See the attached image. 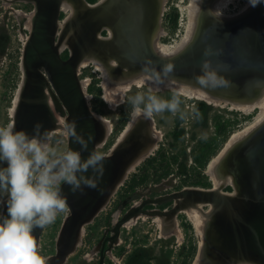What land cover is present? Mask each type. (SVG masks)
<instances>
[{"label": "water", "instance_id": "95a60500", "mask_svg": "<svg viewBox=\"0 0 264 264\" xmlns=\"http://www.w3.org/2000/svg\"><path fill=\"white\" fill-rule=\"evenodd\" d=\"M27 1L34 3L36 9L22 57L25 79L13 118L15 130H24L32 136L37 134L39 126V133L50 138L60 127L58 113L67 127L74 126L85 138L89 134L93 137L88 151H82L83 158L107 137L106 121L91 108L87 90L79 78V66L88 55L107 65L114 61L112 65H116L117 71L129 76L143 74L142 67L147 60H151L157 70L165 63H172L174 72L170 80L202 88L214 97L231 102L254 101L258 91L252 87L264 84V0L232 19L214 15L213 0H201L192 39L179 53L168 57L158 54L154 47L164 0H107L104 4L74 0L86 9V15L77 18V13L70 19L61 17L66 0ZM63 20L66 22L61 28ZM104 28L110 30L109 38L101 36ZM208 49L211 55L206 56ZM65 50L69 52L67 58L62 56ZM205 60L228 82L226 86L210 89L195 82L194 77L201 72ZM47 89L52 94L56 112L48 101ZM131 129L126 130L122 142L106 154L108 158L98 188H83L73 193L66 183L61 185L70 214L64 220L57 251L48 264H62L76 251L84 225L96 218L125 181L139 150V139L132 137ZM66 150H80V145L74 143L70 135ZM221 161V175L233 177L235 187L231 193L236 192L235 195L223 190L225 184L219 189L184 188L147 199L129 208L115 221L109 247L119 243L122 227L140 215L171 218L190 205L204 203L217 211L204 231L203 248L214 257L234 255L264 264V123L235 143ZM170 201L176 203L170 211L143 210L146 204ZM41 229H35L36 236ZM104 257L102 253L101 264Z\"/></svg>", "mask_w": 264, "mask_h": 264}, {"label": "rangeland", "instance_id": "374dc122", "mask_svg": "<svg viewBox=\"0 0 264 264\" xmlns=\"http://www.w3.org/2000/svg\"><path fill=\"white\" fill-rule=\"evenodd\" d=\"M247 1L248 0H234L225 10L226 14L238 13L240 9L242 10ZM188 3L189 0H166L164 5L165 11L163 12L164 14L161 19V34L159 36V42L172 46L178 43L181 38L186 35L188 23L186 7ZM7 11V17L4 15L0 18L2 20L1 25L7 30V36L9 38L8 46L13 53L14 61L22 62L24 47L32 28L34 5L32 3L27 4L25 2H19L17 0H7ZM72 12V9L70 12L65 11V13H63V18L68 16V19L74 16ZM224 17L235 18V15ZM5 18L6 20L4 21ZM64 21L65 20L60 23L65 24ZM84 61L85 60H82L81 63L83 64ZM85 63V66H82L81 64L79 67V70H82L80 78L87 80L88 85L86 89L91 108L97 114L105 118L107 124V137L105 139L106 145H104V148L101 149V151L107 152L124 132L130 119L132 120V106L128 103V98L137 93H147L149 86H138V84L135 83H130L129 85L122 83V87H125V89L122 90L118 89L120 88V83L112 81L114 84L111 83L105 87L106 83L103 77V72L100 69L98 70L97 66L91 61H86ZM4 64L6 65V62H4ZM20 73L21 75L23 74L24 80V70H20ZM2 74L3 70H0V127H4L8 123H13L14 117L11 114V108L13 106V100L16 97L17 88H19V85H15L14 89L10 92L9 90L11 88L5 85ZM21 79L22 78L18 79V84H20ZM90 86L101 88V93L95 95L94 92H90ZM154 92L162 98L170 99L173 90L162 89ZM6 93L10 95L9 98H5ZM211 98L214 99V102L223 101L218 97L213 98L211 96ZM258 98H260V95L254 101L248 103L227 102V100H225L223 103L215 104L197 97L182 96L181 99L183 103L181 107L189 112L195 107L201 113V118L192 119L190 115L187 121H181L177 116H172L169 112L156 114L154 116V121L157 123V130L160 132L158 134V142L166 143V154H168L167 152L178 153L180 157L182 156L184 158L182 161L183 163H186L187 159L188 163H191L190 156H193L195 151L197 152L204 143L215 136L217 124H221L220 126H222V124L226 125V129L230 132L229 137L226 140L227 142L235 133L241 132L253 123L260 112V108L256 105ZM240 104L246 105L250 108L244 109L236 106ZM66 128L67 126L64 121V124H60V127L56 129L57 132H53L49 138V143L59 151H64L68 146V135H65ZM239 136L241 137V140L245 138L243 134H240ZM226 142L221 145L218 152L224 147ZM218 152L216 154H218ZM186 154L188 155L187 158ZM212 157H210L205 167H201L198 162V165L201 167L200 169H197L199 175L198 179L201 185H205L204 187H211L210 176L206 173V170ZM175 168L176 167L174 166L172 170L164 171V173L168 171V174L174 173L176 175L173 179H177V181H174L173 185L180 184L178 175L182 173L181 169L179 170ZM161 172L163 171L158 170L155 174L159 176ZM189 172L195 173V170L191 169ZM168 174L167 176L170 177ZM127 178H131L130 171L128 172V177H126V179ZM124 182L117 191L124 188ZM127 184L128 183L125 185ZM200 187L203 188V186ZM174 189L177 188L169 187V191ZM224 191L233 192L234 189L231 186L224 189ZM0 196L3 197L5 194H0ZM117 200V194L115 193L107 205L104 206L100 217L85 225L86 230L85 232L83 231L80 245L77 247L75 255L71 257L72 260L78 258V260L83 261V264H91L89 261L83 260L80 256L87 251H91L93 246L97 243V238L102 235L105 227L111 224L106 221L104 217L105 212H110L112 215H115L120 209H124V207L119 208L117 206ZM193 206L197 207L198 215L201 218V232L198 231L195 225H193L194 214H191L192 211H189V217L193 224L186 216H184V214H182L183 217H179L181 224L177 226L176 231H169L170 227L166 225L167 221L162 217L161 221L166 225L165 230L163 229V226L158 224L160 221H157L156 217L149 218L144 216L140 219L136 218L137 221L135 219L134 222H130L122 228L120 242L115 246L112 252L113 257L108 260L109 264H201L204 231L208 226L205 223V219L211 216L209 211L213 210L212 208H214V206L209 204L205 205L204 203H199ZM205 208L208 210H204ZM111 218L112 216L110 219Z\"/></svg>", "mask_w": 264, "mask_h": 264}, {"label": "clouds", "instance_id": "9594fccd", "mask_svg": "<svg viewBox=\"0 0 264 264\" xmlns=\"http://www.w3.org/2000/svg\"><path fill=\"white\" fill-rule=\"evenodd\" d=\"M251 2L255 5L262 0ZM205 55H211V50H206ZM173 72L172 63L157 70L147 60L142 67L144 77L156 86L169 81ZM194 79L201 87L210 89L228 83L209 60L201 64V72ZM185 95L173 91L171 98L165 99L149 88L147 93L129 97L128 103L134 119L152 120L164 112L181 121H187L190 115L192 119H200L201 113L195 107L191 112L181 107V97ZM65 135H70L80 150L59 151L49 143L46 134L39 133V126L32 136L24 130H15L14 123L0 127V194L7 196V214H0V264H46L35 229L52 224L59 214L70 212L61 185L66 183L73 193L98 188L107 155L97 148L83 158L82 151H88L93 139L91 134L85 138L74 126H68Z\"/></svg>", "mask_w": 264, "mask_h": 264}, {"label": "flooded vegetation", "instance_id": "af4514ba", "mask_svg": "<svg viewBox=\"0 0 264 264\" xmlns=\"http://www.w3.org/2000/svg\"><path fill=\"white\" fill-rule=\"evenodd\" d=\"M17 1L25 2L27 4L32 3V2L27 1V0H17ZM87 1H89V0H87ZM106 1L107 0H96V1L91 2V3L101 2L100 4H104ZM165 3H166V0H164V3H163V12L165 11V8H164ZM32 4L34 5V11H33V15H34L36 5L34 3H32ZM63 9L66 12L69 11V9H65V6H63ZM241 11L242 10L240 9L238 13L230 14L229 16H234V15H235V17L240 16L241 14H243V12H241ZM7 13H8V11H7V0H0V18L4 15H5V17H7ZM163 14L164 13H162L161 19L163 17ZM61 17L63 18V13L61 14ZM115 19L118 20V15H115ZM227 19H232V18H227ZM5 20H6V18L4 19V21ZM161 22H160V26H161ZM1 23H2V20L0 19V70H3L2 78L5 82V85L8 86L9 88H11L9 90L11 92V90L14 89L15 85H20L21 82L23 81V74L21 75V73H20V70L22 71L23 67H22V62H18V61L15 62L14 61L13 53L11 52V50L9 49V46H8L9 38L7 36V30L5 29V27H3L1 25ZM160 34H161V31L159 30L158 37H157L155 45H154L156 51H157L156 44H157V41L159 42ZM111 35L112 34H111L110 30L107 28H104L101 31V36L104 38H109ZM182 38H181V40H182ZM181 40L178 43H180ZM178 43H176L172 46L175 47ZM160 44H162L163 46H170L168 44L161 43V42H160ZM174 53L175 52H173L172 54L175 55ZM172 54L170 56H172ZM62 56H63V58H67L69 56L68 50H65L62 53ZM4 62H6V65L4 64ZM110 62L115 64L114 61H110ZM81 64H80V66H81ZM81 72H82V70H79V78H80ZM124 74H125V78H123L124 79L123 81H121L122 79H119L117 77L113 78V81H115L117 83H126V84L131 83V76L127 75L126 73H124ZM141 75H143V74H139V76H141ZM19 78H22L20 84H18ZM81 80L85 81L87 84L86 79H81ZM164 85H162L163 88L161 87L160 90L165 89ZM119 87L121 89L125 88V87H122V85ZM7 93H6L5 98L10 97V95ZM133 119L134 118L132 117V120ZM132 120L130 119V121L128 122V124L124 130V132L127 130V128L133 122V126L131 129V130H133L132 137L139 139L138 143H140L143 146L142 147L139 146L140 147L139 151L140 150L141 151L138 153L136 159L131 164V170H130L131 178L130 179L127 178L123 184L124 188H122V189H120V191L116 192L117 199H118L116 201L117 206L119 208L124 207L123 210L120 209L119 212L117 213L119 215H118L116 220H118L129 208H132L133 206H138V205L142 204L147 199H151V198L159 197V196L166 195V194H169L172 192L180 191L184 188L203 186V188H215L216 189V187L214 186V183L212 181V176H211L210 172L208 171V167H209L210 162L208 163L206 173L210 176L209 179L211 180L210 181L211 187H204L205 185H201L199 183V179H198L199 175H198L197 169H200L201 167L198 165V162H197L196 157H195V155L197 153L196 151L193 154V156H190L191 157V163H188V159L186 160V163H183L182 161L184 158L182 156L180 157V155H178V153L167 152L168 154H166V151H165L166 143H159L158 142V139H159L158 134L160 132H159V130H157V123H155V121H153V126H152L148 120H144L142 117L136 118V119H134V121H132ZM153 120H154V118H153ZM124 132L121 134V136H119V138L114 143L112 148L110 150L108 149L107 152L101 151V149L104 148V145H106V141L105 140L102 141V148L100 149V151L104 154L111 153L113 151V149L115 148L116 144L119 141H121ZM145 148H147V149H145ZM187 156L188 155L186 154V158H187ZM174 166L176 167L175 169H179V170L181 169V171H182V173H180V175H178L180 184H176V185H173V182L177 181V179H173V177H175L176 175L174 173L173 174L172 173H169V174L164 173L165 170H172L174 168ZM219 167H221V166H219ZM191 169L195 170V173H190L189 170H191ZM158 170L163 171V172H161V174H159V176L155 174V172ZM217 171H220V168L217 169ZM167 174L170 175V177H168ZM163 175H165V176H163ZM130 182H131V190L129 189V184L125 185L126 183H130ZM226 184L227 185L224 189L231 187V186L234 187L233 182L232 183L228 182ZM168 186L169 187H176L177 189L169 191ZM222 186H220V188ZM164 191H166V192H164ZM227 192H230V191H227ZM6 200H7L6 195L3 197L0 196V214H4V215L7 214ZM127 204H129V205H127ZM175 204H176L175 201H170V202L157 204V205L146 204L145 206H143V210L158 209V210L170 211L174 208ZM205 205H207V204H205ZM208 209L205 208L204 210H208ZM212 209L213 210L211 211V213H212L211 216H213V213H214L216 208L214 207ZM193 210H194V206L190 205L189 207L179 211L175 216H173L171 218H164V220L167 221V223H170V225H171V226H169L170 230L169 229L168 230L169 231H174V230L176 231L177 230V226H179L181 224V222L179 221V217H181L182 214H184V216H186L187 219L193 224L191 218L189 217V214H190L189 211H193ZM102 212L103 211H99V214L96 216V218L100 217ZM69 214H70V212L67 215L59 214L57 216L56 220L52 224L43 227L41 229V232L39 233V235L36 236L38 244L41 245L40 254L45 257L46 264H48L49 260L55 255V253L57 251L58 236H59V233L61 231L64 220L66 219V217ZM117 214L112 215V213H110V212H105L104 217H105L106 221H108L111 224L109 226L105 227L104 231L102 232V235L99 238H97L98 239L97 243L95 246H93L91 251H87L86 253H84L80 256L83 260L89 261L91 264H101V255L103 253V255L105 256L104 260H103V264H109L108 260H109V258L113 257L112 252H113L115 246H117V244H116L112 248L109 247V243H110L109 238L112 235L111 228L113 227V225L116 221L115 216ZM111 216H112V218L110 219ZM144 216L149 217V218H154L152 216H147L144 214V215H140L139 217H137V219H140L141 217H144ZM137 219H136V221H137ZM85 230H86V228L83 227L82 232H81V236L83 234V231L85 232ZM121 235H122V230H121V234H120V239H121ZM120 239H119V242H120ZM80 241H81V238L79 240V243L77 244V247L80 245ZM76 250H77V248H76ZM75 253H76V251L73 252L71 255H69L67 257V259L62 264H83V261L78 260V258L76 260L71 259V257L73 255H75Z\"/></svg>", "mask_w": 264, "mask_h": 264}, {"label": "bare ground", "instance_id": "6f19581e", "mask_svg": "<svg viewBox=\"0 0 264 264\" xmlns=\"http://www.w3.org/2000/svg\"><path fill=\"white\" fill-rule=\"evenodd\" d=\"M233 1L234 0H213V4L211 6L212 7L213 14L216 15V16H218V17H221V18H225L224 16H226V17L229 16L230 14L229 15L226 14V11L225 10L227 9V7ZM200 3H201V0H189V3L187 5V7H186V9H187V15H188V23H187V33H186V35H184V37L182 38L181 42L178 43L175 47L174 46H163L162 44H160V42L157 41L156 47H157L158 54H160L162 56L168 57L173 52H175L174 54L179 53L185 46H187V44L190 42V40L192 39V37L194 35V32H195L196 21H197V18H198V11H199V8L201 6ZM64 6H65V9H69L68 12H70V10L72 9V11H73L72 14H75V16L78 13V15H77L78 17L77 18L84 17L86 15V13H85L86 12V9L84 7L81 8L80 5H78L77 2H75L74 0H69V1L66 0ZM252 6H253V4H252L251 0H248L244 4V7L242 8V11L241 12L244 13L246 10H248ZM227 18H225V19H227ZM61 27H64V24L63 23L61 24ZM155 42H156V40H155ZM155 42H154V45H155ZM64 46H66V43H64ZM84 60L85 61L83 62L82 66H85L86 65V63H85L86 61H91L93 64H95L97 66L98 70L100 69L103 72V77H104V80H105V83H106V86L105 87H107L108 84L113 83L112 82L113 81V78H116L117 77L119 79H122L121 81H123L124 80L123 78H125V74L123 72L122 73H119V71L116 70V67H113L112 64H114V63H111L110 62L107 65L105 62H103V60H101L99 58H96L95 56L94 57H91V55H88ZM23 82H24V80L19 85V88H18V90L16 92V97L13 100V106L11 108V114H12L13 117L15 116V113H16V110H17V105L19 103V98H20V94H21L22 87H23ZM134 83L135 84H138V86L148 85L149 88H152L154 91H159L161 89V87L163 88L162 85L156 86V85L152 84L150 81H148L144 77V75H141V76H139V75L131 76V84H134ZM103 84H104V82H103ZM121 84L122 83H120L119 86H121ZM129 84L130 83H128V85ZM82 85L85 88V90H87L86 89L87 84H86L85 81H82ZM164 88L165 89H171V90L177 91V92H183V93L186 94V96L201 98V99L207 100L208 102L215 103V104L223 103V101L226 100V99H223V98L218 97L219 99H222L223 101L214 102V99H212L211 96L213 98H217V97H214L213 95L207 93L206 90H204L202 88H194L190 84H185V83L179 82L177 80H169V81H167L165 83V85H164ZM252 88H253V90L255 92L258 91V96L260 95V98H258V101L256 102V105L260 108V112L256 116V118H255V120H254L253 123H251L249 126H247L241 132L235 133L233 136H231V138L226 142V144L218 152V154H216L212 158V160H211V162L209 164L208 169H209V172H210V174L212 176V180H213V183H214V186L216 187V189H218L224 183H228V182L229 183H232L233 182L234 187H235V183H234V180H233V177L232 176H230V175H221V172L220 171H217V169L220 168L219 166H221V164H222L221 163L222 162L221 160L224 158V156L228 152V150H230L235 143H237L238 141L241 140L242 135L240 137L239 136L240 134H243V136L246 138L247 136H249L250 133H252L256 128H258L261 124L264 123V84L259 83V84L256 85V87H252ZM118 89H121V88H118ZM123 89H125V88H123ZM47 95H48V101H49V103L51 105V108L56 112L55 106H54V102H53V99H52V94L49 91V89H47ZM227 102H230V101L227 100ZM236 106L242 107L244 109H249L250 108V107L248 108V106L242 105V104L236 105ZM97 115L100 116L101 118H103L101 115H99V114H97ZM57 118H58V124L59 125L60 124H64L65 119L62 118V117H60L58 113H57ZM103 119H105V118H103ZM148 121L153 126V121L154 120L152 119V120H148ZM132 126H133V122L127 128V130L128 129H131ZM53 132H57V130H54ZM126 132L127 131L124 132V134L122 136V139L124 138ZM137 145H138L137 150L140 149V147L143 146V145H141L138 142H137ZM101 148H102V142L98 145V149L100 150ZM145 149H147V148H145ZM140 151L138 150L137 155H138V153ZM137 155H136V157H137ZM136 157H135V159H136ZM134 160L131 162V164L134 162ZM130 170H131V166L129 168V171ZM121 185H122V183H121ZM235 194H236V192L235 193H230L231 196H233ZM103 209H104V207L100 211H102ZM211 211L212 210H210L209 212L211 213ZM216 211L217 210L215 209L214 212H216ZM192 212H191V214H194L193 215L194 225L197 227L198 231H200L202 229L201 228L202 227V223H201V218L198 215L197 207H194V210ZM211 215H212V213H211ZM213 216H209V218H206L205 219V223L208 226L212 222L211 219H212ZM117 217H118V214L116 215L115 220L117 219ZM156 218H157V221L158 220L160 221V222H158V224L160 226H163V229L164 230L166 229V225L167 226H171L170 223H167L166 225L164 223H162L161 217H156ZM134 220H135V218L132 219L131 221H129L126 225H128L130 222H133ZM206 220H207V222H206ZM126 225H124V226H126ZM208 226H207V228H208ZM84 227H85V225H84ZM207 228H206V230H207ZM203 246H204V244H203ZM201 256H202L201 257L202 258L201 264H245V263L246 264H257L256 262L251 261L250 259H246V258L244 259L242 257H235L234 255H231V257L228 256V258H226V256H220V257L219 256H215L214 257V256H211V254L209 253V251H207L203 247H202Z\"/></svg>", "mask_w": 264, "mask_h": 264}, {"label": "trees", "instance_id": "16d2710c", "mask_svg": "<svg viewBox=\"0 0 264 264\" xmlns=\"http://www.w3.org/2000/svg\"><path fill=\"white\" fill-rule=\"evenodd\" d=\"M96 0H89V2H94ZM90 92H94L95 95H99L101 93V88L96 86L89 87ZM217 124L216 134L215 136L207 141L206 143L201 146V148L197 151L195 157L197 162L201 165V167H205L207 162L209 161L210 157L218 152L221 145L226 142L229 137L230 132L226 129V125ZM168 173L165 172V174ZM129 184V189H131V182Z\"/></svg>", "mask_w": 264, "mask_h": 264}]
</instances>
